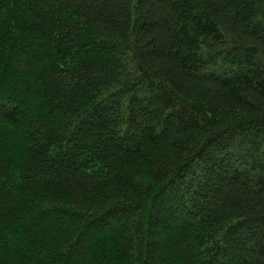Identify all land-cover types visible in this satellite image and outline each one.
<instances>
[{"label": "trees", "instance_id": "16d2710c", "mask_svg": "<svg viewBox=\"0 0 264 264\" xmlns=\"http://www.w3.org/2000/svg\"><path fill=\"white\" fill-rule=\"evenodd\" d=\"M0 264H264V0H0Z\"/></svg>", "mask_w": 264, "mask_h": 264}]
</instances>
